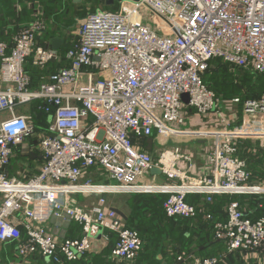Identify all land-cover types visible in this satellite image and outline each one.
<instances>
[{"label":"built area","instance_id":"1","mask_svg":"<svg viewBox=\"0 0 264 264\" xmlns=\"http://www.w3.org/2000/svg\"><path fill=\"white\" fill-rule=\"evenodd\" d=\"M114 6L115 12L100 8L76 23L77 39L66 55L70 66L43 77L36 89L28 60L33 57V66L46 70L62 59L59 51L38 44L48 30L40 13L12 44L0 41V244H16L22 258L65 264L81 260L98 236L108 239L110 233L115 235L111 261L133 264L144 241L103 195H168L167 217L191 220L203 211L214 239L226 247L221 256L182 254L179 262L223 264L227 254L239 252L243 264H264V217H249L234 200L224 219H217L186 201L189 195L201 196L207 206L216 196L264 200L263 180L255 183L242 157L251 142L256 146L250 153L264 150V92L244 102L223 100L205 83L213 59L264 75V0H114ZM36 101L44 102L38 110L52 118L45 131H37L31 113L17 110ZM188 109L207 124L213 117L216 126L176 128L190 118ZM156 131L159 137L187 139L189 148L213 141L197 175L190 174L196 172L195 150L184 152L179 145L155 158L144 148ZM33 138L44 160L39 173L24 180L10 177L14 150ZM96 168L113 184L81 182ZM155 168L160 174L152 173ZM151 174L154 179H145ZM158 176L165 181L157 183ZM78 194L99 199L84 208L72 198ZM52 218L78 223L83 237L59 239L45 224Z\"/></svg>","mask_w":264,"mask_h":264},{"label":"trees","instance_id":"2","mask_svg":"<svg viewBox=\"0 0 264 264\" xmlns=\"http://www.w3.org/2000/svg\"><path fill=\"white\" fill-rule=\"evenodd\" d=\"M103 7H106L105 4H103ZM115 9L117 10L118 7ZM0 40L8 41L2 37H0ZM69 49L70 46L67 44L63 48L62 59L51 62L46 70L33 66V57L28 60L27 71L31 75L33 89L39 87L43 77H49L70 65L66 59ZM236 73H238L237 78L234 76ZM205 83L223 100L241 98L244 102L247 99H256L264 92V75L233 68L222 59H213L210 62L205 76ZM241 87L245 90L244 97H239L242 91ZM42 105H44V102L36 101L32 106L37 131L46 130L49 127L50 116L44 111L38 110V107ZM242 107L243 103L238 107L240 112L242 111ZM249 147L251 145L247 148L249 149ZM253 163L255 164V168L262 169L264 182V161L261 160L259 162L256 160ZM250 165L253 168L251 163ZM168 197V195H129L124 200L123 205L118 207L128 216L127 227L138 231L144 241L143 250L133 264H163L158 260V256L161 255L167 256L165 257L167 264H182L178 261V257L182 254L188 257L196 250H200L198 254L205 257L221 256L226 253L225 245L214 239L212 224L205 221L203 211L197 218L191 220L167 217L164 204L168 200ZM234 200L239 201L242 210L249 217L257 219L264 217V207L259 209V204H264V200L256 197L216 196L215 202L211 206H207L202 197L198 195H189L186 199L187 203L196 205L198 209H205L217 219H224L223 214L225 209ZM73 224L76 226L75 234L69 238H82V226L76 222H73ZM114 246L115 242L113 243L111 252ZM198 254L194 255V257H198ZM241 259L242 257L239 252L227 254L224 257L223 264H243ZM79 261L67 262L65 264L77 263ZM191 262L192 258L185 261V263Z\"/></svg>","mask_w":264,"mask_h":264},{"label":"crops","instance_id":"3","mask_svg":"<svg viewBox=\"0 0 264 264\" xmlns=\"http://www.w3.org/2000/svg\"><path fill=\"white\" fill-rule=\"evenodd\" d=\"M101 1V2H100ZM106 6V5H105ZM15 7V8H14ZM109 7V6H106ZM103 8V0H0V37L3 39H7L8 41L0 40L3 42H6L8 44H12L14 36L18 33L21 27H23L24 24L31 23L33 20H35L39 13L41 17L44 19V21L47 24L48 30L47 32L39 37L38 44L43 45L47 48L53 47V39H60L62 43H60V49L59 54L62 57V51L63 48L68 44L71 47V44L74 40L77 39L76 33V23L78 21H82L86 16L92 12H95L97 9ZM70 40V41H69ZM70 65L67 66V68ZM62 70V69H61ZM32 108L30 106L28 111H25V113H31ZM190 114V120H193L196 118V120H200L202 123L201 129H186L188 131H199L203 129H207V119L202 118L195 114V112L191 109H188ZM34 116V115H33ZM6 118L7 115H2V118ZM51 117L49 120V123L51 121ZM211 120V119H210ZM45 131V130H41ZM152 139V150H148V145L144 148L151 152L154 157L156 158L157 155L163 149H170V139L164 137H159L157 133L151 137ZM172 140H175V142L178 145H182L184 152H187L190 150H195L197 153V168H201L204 165V161H202L200 158H202V153L209 149L204 147V144L206 141H201V147L198 150L197 148L192 149L189 148L188 144L183 143L187 142L188 140L185 138L175 137L172 138ZM36 139H30L28 140L24 145L17 147L14 150V157L12 159L11 165L8 169V174L10 177L17 178L19 180L29 179L36 174L39 173L41 167L43 166L44 160L42 158V155L40 153H37L36 149ZM148 143V141H147ZM252 147V142L250 143ZM143 146V145H142ZM256 146V145H255ZM30 151L32 152H28ZM151 149V148H150ZM253 150L255 148H252ZM260 150V149H259ZM199 153V154H198ZM254 152H249V149L247 148L246 151L243 150L242 157L247 159L250 162V156H252ZM157 154V155H156ZM200 155V156H199ZM253 174H258V177H254V181L257 180H263L262 175V169L255 168L253 165ZM101 169H92L88 174L85 175V182L87 179H92V176H95L97 179L93 180L94 182L96 180L105 179L108 181V183H112L109 181V179L106 176L99 175V172H101ZM154 174V173H153ZM158 174V173H157ZM151 176H153L151 174ZM255 176V175H254ZM154 177V176H153ZM84 180L81 182L84 183ZM157 183H163L165 181L164 177L158 176L155 180ZM105 183V184H108ZM97 184V183H95ZM98 185H104L99 184ZM108 189V190H107ZM95 191L99 192H109V188H94ZM73 195V199L76 201V204L78 206L84 207V208H91L97 201V197L94 195ZM124 195V194H123ZM129 196V195H126ZM107 199V203L109 200V197L105 198ZM124 203V201H123ZM115 204L109 205L110 208H115L120 211H122L125 216H128L127 214L120 208L119 206L123 205ZM124 219V218H123ZM127 220L124 219L125 222ZM48 229L51 231L53 235L58 237L59 239H70L69 237L75 234V228L76 226L73 224L72 221H70L67 218H52L48 222L45 223ZM109 237L108 239L102 238V236H98L93 243V248L91 252H89L86 256H84L81 261L77 263L72 264H116L113 261H111V248L113 246V243L115 242V235H111L108 233ZM113 250V249H112ZM181 256V255H180ZM167 257L166 255L158 256V260L162 262L163 264H167V260L165 259ZM0 264H46L44 260L38 256H31L26 258H22L19 256L17 252V246L14 243H3L0 244Z\"/></svg>","mask_w":264,"mask_h":264},{"label":"rangeland","instance_id":"4","mask_svg":"<svg viewBox=\"0 0 264 264\" xmlns=\"http://www.w3.org/2000/svg\"><path fill=\"white\" fill-rule=\"evenodd\" d=\"M126 6L127 7H133V4L128 3ZM115 8H116L115 6L114 7H111V6L110 7H103V11H107V12L112 11V12H115L116 11ZM152 17H154V16H152ZM148 20L151 23V27L154 29V25H153L154 24V18H151V19H148ZM75 27L77 28V25ZM234 76H235V78H237L238 77V73L234 74ZM244 94H245V90H243V88H242V91H241L239 97H244ZM29 108H30L29 106H22V107H19L17 110H18V113L22 114V113H25V111H28ZM222 109L226 112V108L224 106L222 107ZM209 120H210L209 123L206 125L207 128H214L216 126V123L214 121V118L213 117H210ZM175 127L176 128H180V129H183V130H186V129H194V128H197V129L203 128L201 121L198 120V119L196 120V118H194L193 120H190V118H189V119L186 120V123L184 125L175 126ZM155 133H157V131ZM198 145H199V147H198ZM212 145H213V141L212 140L206 141V143L204 144V147H205V149L207 147L209 150L208 151L206 150V152H203L202 154L205 155V156H207L211 152V150L213 148ZM261 145H263V148H264V142H261ZM177 146H179V145L175 142V140L170 139V149H174ZM190 146L192 148H197L198 147V150H199V148L201 147V144H198L197 142H193ZM254 147H255V143H252V148H254ZM163 150H166V149H163ZM157 157H158V155H157ZM256 160L259 161V162H261V160L264 161V150H258V151H255L252 154V157H250V162H251L252 166L253 165L255 166V164L253 163V161H256ZM179 167H181L183 170H186L187 169L183 165H179ZM197 167H196V172H191L190 174L197 175V170H198ZM104 174H105L104 171L99 172V175H101V176H104ZM254 175H255L254 177H256V178L258 177V174H254ZM91 178L93 180L97 179L95 176H92ZM92 179H87L86 182L87 181H91L93 184L94 183H97V184L98 183L99 184L108 183V181H106L105 179H101V180L98 179L95 182ZM145 179L152 180V179H154V177L151 176V175H148ZM82 180H84V178ZM86 182L84 180V183H86ZM255 183L256 184H260L261 183V180H257V181H255ZM112 184H113V182H112ZM82 195L80 194L79 196H82ZM96 197H97L96 199L99 198V196H96ZM108 197H109V200H108V204L109 205L110 204L111 205H115V204L120 205L129 196H126V195H123V194H109ZM197 256L198 257H205L204 255H201V254H198Z\"/></svg>","mask_w":264,"mask_h":264},{"label":"water","instance_id":"5","mask_svg":"<svg viewBox=\"0 0 264 264\" xmlns=\"http://www.w3.org/2000/svg\"><path fill=\"white\" fill-rule=\"evenodd\" d=\"M103 4H105L106 6H111V5L114 4V0H103ZM52 43H53L54 50L59 51V49H60V43H62V41L60 39H57L56 38V39H53V42ZM183 100H184L185 103H189V97H188V95H184L183 96ZM148 146H149L148 147V150L151 151L152 150V139H149L148 140ZM152 173H158V174H160V171L157 168H155V169H153ZM103 197L106 198L107 195L105 194V195H103ZM113 210L116 213H118L120 216H122L125 220H127V217L125 216V214L122 211H120L118 209H115V208ZM198 252H200V250H196V251L192 252L189 255V257H193Z\"/></svg>","mask_w":264,"mask_h":264},{"label":"bare ground","instance_id":"6","mask_svg":"<svg viewBox=\"0 0 264 264\" xmlns=\"http://www.w3.org/2000/svg\"><path fill=\"white\" fill-rule=\"evenodd\" d=\"M108 190V189H107Z\"/></svg>","mask_w":264,"mask_h":264}]
</instances>
